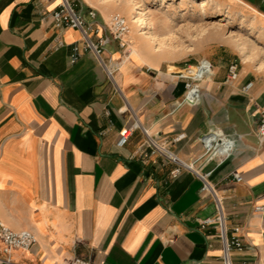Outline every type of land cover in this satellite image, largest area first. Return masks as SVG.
<instances>
[{
  "label": "crops",
  "instance_id": "1",
  "mask_svg": "<svg viewBox=\"0 0 264 264\" xmlns=\"http://www.w3.org/2000/svg\"><path fill=\"white\" fill-rule=\"evenodd\" d=\"M86 1L82 12L92 7L101 24L114 12L100 5L109 0ZM57 3L0 0V223L37 237L9 253L0 238V264H223L217 227H199L216 213L212 195L191 171L171 177L173 163L150 152L141 127L207 173L228 234L239 227L243 247L231 248L232 263L264 264V140L256 133L264 73L240 68L230 81L229 57L204 59L211 73L200 97L182 103L181 65L132 32L127 56L107 33L103 57L117 65L110 79L89 52L69 62L81 33L53 25ZM210 132L232 141L223 161L202 157Z\"/></svg>",
  "mask_w": 264,
  "mask_h": 264
},
{
  "label": "built area",
  "instance_id": "2",
  "mask_svg": "<svg viewBox=\"0 0 264 264\" xmlns=\"http://www.w3.org/2000/svg\"><path fill=\"white\" fill-rule=\"evenodd\" d=\"M50 17L52 23L57 28H75L81 33V38L78 42L70 45V53L68 56L70 63H75L81 53H91L101 67L105 70L106 75L113 79V73L117 68L116 64L108 62L103 57L104 48L109 36L117 42L119 49L124 51L127 56L129 54V23L125 16L116 12L113 13L103 24L97 21L96 10L88 7L85 12H82V3L80 0H58L57 5L51 9ZM108 33V34H107ZM148 70H153L148 68ZM239 65L232 61L228 64L227 79L234 81L239 75ZM211 73V64L207 60H200L196 63H184L174 75L182 81L184 94L182 103H195L200 97L201 82L206 79ZM252 82H247L242 89L247 91ZM133 117L134 113L132 112ZM258 122L256 133L260 140H264V108L258 112ZM139 123L134 120L132 125L124 128L116 142L118 146H123L127 143L131 132L138 127ZM147 141V146L150 152H155L162 156L165 160L173 163L174 167L170 171L171 177H177L182 170H188L197 175L202 181L201 189L208 191L215 203L216 213L213 216L205 217L200 220L199 227L205 228L208 225L217 227V234L223 247V264H233L230 259L231 248L241 250L243 245L238 235L239 227H235L231 234H228L225 225V216L221 200L207 180V173H200L194 167L193 162L183 161L174 151H172L165 143L159 142L154 137L150 136L147 130L141 127ZM200 142L204 148L202 157L205 160L217 157L223 161L231 152L232 141L216 135L213 132L204 134ZM146 155V153H144ZM235 180L240 181L241 176L238 173H233ZM256 210L261 211L263 207L256 206ZM0 238L2 241V250L9 253L12 249H31L37 242L35 233L30 229L12 230L3 223H0ZM71 264H99L81 257L72 259ZM246 264V263H244Z\"/></svg>",
  "mask_w": 264,
  "mask_h": 264
},
{
  "label": "rangeland",
  "instance_id": "3",
  "mask_svg": "<svg viewBox=\"0 0 264 264\" xmlns=\"http://www.w3.org/2000/svg\"><path fill=\"white\" fill-rule=\"evenodd\" d=\"M100 5L126 17L128 37L142 32L135 38L153 47L151 39L161 47L157 53H165L181 66L227 56L239 69L264 73V0H109ZM132 16L139 20L131 22Z\"/></svg>",
  "mask_w": 264,
  "mask_h": 264
},
{
  "label": "bare ground",
  "instance_id": "4",
  "mask_svg": "<svg viewBox=\"0 0 264 264\" xmlns=\"http://www.w3.org/2000/svg\"><path fill=\"white\" fill-rule=\"evenodd\" d=\"M135 8H136V7H135ZM135 13L138 14V13H141V12H139V11H138V12L135 11ZM134 17H135V16H132V20H131V22H133V23H134V22H137V21L139 20V18H134ZM142 27H146V25H143ZM129 28H130V25H129ZM129 33H130V32H129Z\"/></svg>",
  "mask_w": 264,
  "mask_h": 264
},
{
  "label": "trees",
  "instance_id": "5",
  "mask_svg": "<svg viewBox=\"0 0 264 264\" xmlns=\"http://www.w3.org/2000/svg\"><path fill=\"white\" fill-rule=\"evenodd\" d=\"M255 0H252V2H254ZM263 2V1H262Z\"/></svg>",
  "mask_w": 264,
  "mask_h": 264
}]
</instances>
